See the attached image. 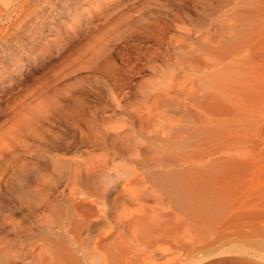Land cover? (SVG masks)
<instances>
[{
    "label": "rangeland",
    "instance_id": "rangeland-1",
    "mask_svg": "<svg viewBox=\"0 0 264 264\" xmlns=\"http://www.w3.org/2000/svg\"><path fill=\"white\" fill-rule=\"evenodd\" d=\"M24 2L18 16H10L12 25L0 33V116L17 109L5 119L8 132L1 136L0 129V138L11 144L13 134L31 126L38 110L64 100L76 109L81 99L87 109L83 101L79 109L90 108L91 121L101 120L107 130L121 127V136L150 137L151 156L189 150L193 143L200 153L229 155L246 165L243 184L237 186L243 188L236 187L229 199L237 220L201 260L233 255L247 264H264V0ZM68 91L76 98H62ZM6 102L13 104L8 114ZM177 125H191L195 131L180 145ZM58 132L48 127L28 144L33 154L28 161L52 173L40 177L47 183L31 185L35 195L24 200L25 209L17 207L15 197L6 198L11 209L9 224L0 231V264H20L27 246L47 247L61 223L51 208L36 205L49 190L58 200L56 210L65 205L61 193L68 191L72 178L51 171L46 162L53 153L47 143ZM65 151L56 150V156ZM101 154L105 151L78 142L66 152L71 160ZM30 164L25 171L35 170ZM112 170L111 180L121 181Z\"/></svg>",
    "mask_w": 264,
    "mask_h": 264
},
{
    "label": "bare ground",
    "instance_id": "bare-ground-1",
    "mask_svg": "<svg viewBox=\"0 0 264 264\" xmlns=\"http://www.w3.org/2000/svg\"><path fill=\"white\" fill-rule=\"evenodd\" d=\"M8 1L0 0V33L12 25L14 20H9L10 16H16L26 0H15L14 3ZM33 37L36 39V35ZM105 53L107 52H104V55ZM92 91L95 92L94 89ZM66 92L62 98L68 100L72 97V92ZM78 95L76 94L77 97ZM56 97L54 96V99ZM78 100L76 99L77 102ZM79 101H83V106L86 103L81 99ZM112 101L115 102L114 99ZM64 102L60 105L48 104V107L38 110L31 126H27L28 128L16 137L13 134L11 144L6 137L0 138V231L5 230L9 224L11 207L6 201L8 195L15 197L16 201L13 202L18 208L25 209L24 200L35 195L30 189L31 185L39 187L47 183L49 179L40 177L52 173H45L46 167L42 164V168H37L39 165L28 161L29 156L33 155L28 151V144L39 138L40 131L55 127L60 132L58 133L61 135H56V140L47 143V148L50 147L53 153L48 151V156L52 155L49 158L45 156L46 162L51 171L58 172L60 176L65 172L72 178L67 185L68 191L61 193L65 201L63 210H56L58 200L53 190H49L41 201L35 199L38 207L43 206L47 210L51 208L56 221L61 223L54 228L52 239L46 243L47 247L34 250L27 246L23 257L20 258V264H31L29 258L34 264L248 263L245 259L232 257L233 255L229 257L226 254L211 262L201 260L205 253L212 251L210 249L227 234L224 232L237 220L231 213L233 202L230 203V196L232 197L238 184L244 181V163L233 160L229 155L215 157L212 154L200 153V148L195 143L189 150L182 149L175 154L162 152L163 154L157 156L152 153L151 156L150 137L121 136L124 131L117 130L121 127L109 131L101 120L91 121L95 116L89 111L90 108L86 110L87 103L84 106L86 109H79L82 106L80 103V106H75L74 109L66 104L65 100ZM7 104V107L4 105L3 108L6 107L8 114L11 110L10 104ZM16 110L12 112L15 113ZM11 113L0 116L3 125L0 129L4 128L1 136H6L8 132L5 119L13 118L14 113ZM174 133L179 138V141H176L180 145L187 136L194 135L195 131L191 125H177ZM74 142L88 143L91 148L104 150L105 154L92 160H86L85 156H90L89 154L77 159H68L66 152ZM34 145L31 144V147ZM116 145L123 150L117 149ZM61 148L66 151L59 158L60 154L56 156L55 151ZM29 163H34L37 169L25 171ZM155 166L159 168L153 169ZM110 169H115V176H121V181L116 183L115 179L111 180V175L108 174Z\"/></svg>",
    "mask_w": 264,
    "mask_h": 264
}]
</instances>
